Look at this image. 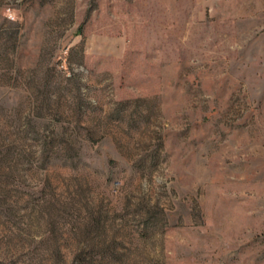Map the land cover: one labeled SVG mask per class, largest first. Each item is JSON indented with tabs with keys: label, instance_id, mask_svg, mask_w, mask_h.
I'll return each instance as SVG.
<instances>
[{
	"label": "rangeland",
	"instance_id": "obj_1",
	"mask_svg": "<svg viewBox=\"0 0 264 264\" xmlns=\"http://www.w3.org/2000/svg\"><path fill=\"white\" fill-rule=\"evenodd\" d=\"M0 264H264V0H0Z\"/></svg>",
	"mask_w": 264,
	"mask_h": 264
},
{
	"label": "clouds",
	"instance_id": "obj_2",
	"mask_svg": "<svg viewBox=\"0 0 264 264\" xmlns=\"http://www.w3.org/2000/svg\"><path fill=\"white\" fill-rule=\"evenodd\" d=\"M13 19H15V17H13Z\"/></svg>",
	"mask_w": 264,
	"mask_h": 264
}]
</instances>
